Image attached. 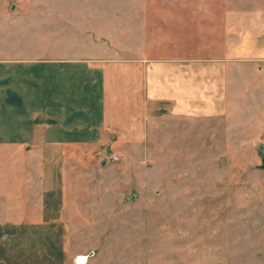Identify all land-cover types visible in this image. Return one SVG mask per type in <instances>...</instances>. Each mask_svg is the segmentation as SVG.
<instances>
[{"label": "rangeland", "instance_id": "rangeland-1", "mask_svg": "<svg viewBox=\"0 0 264 264\" xmlns=\"http://www.w3.org/2000/svg\"><path fill=\"white\" fill-rule=\"evenodd\" d=\"M261 1L0 0V65L211 57L222 44L214 19L231 3ZM183 127L102 140L100 154L74 158L64 264H264V108Z\"/></svg>", "mask_w": 264, "mask_h": 264}, {"label": "crops", "instance_id": "crops-1", "mask_svg": "<svg viewBox=\"0 0 264 264\" xmlns=\"http://www.w3.org/2000/svg\"><path fill=\"white\" fill-rule=\"evenodd\" d=\"M214 25L222 44L211 57L144 52L112 66L69 57L6 58L0 65V264H64L63 220L74 194L66 173L78 155L100 154L94 146L102 140L146 139L231 108H264V0L231 3Z\"/></svg>", "mask_w": 264, "mask_h": 264}, {"label": "water", "instance_id": "water-1", "mask_svg": "<svg viewBox=\"0 0 264 264\" xmlns=\"http://www.w3.org/2000/svg\"><path fill=\"white\" fill-rule=\"evenodd\" d=\"M84 260H86V257L85 256H81L80 261L82 262Z\"/></svg>", "mask_w": 264, "mask_h": 264}, {"label": "built area", "instance_id": "built-area-1", "mask_svg": "<svg viewBox=\"0 0 264 264\" xmlns=\"http://www.w3.org/2000/svg\"><path fill=\"white\" fill-rule=\"evenodd\" d=\"M111 158H112V159H115V158H116V155H115V154H112V155H111Z\"/></svg>", "mask_w": 264, "mask_h": 264}]
</instances>
